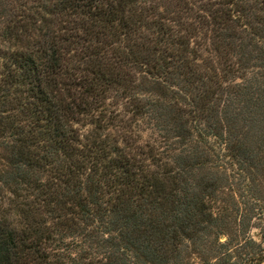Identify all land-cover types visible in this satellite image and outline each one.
<instances>
[{
    "label": "trees",
    "instance_id": "obj_1",
    "mask_svg": "<svg viewBox=\"0 0 264 264\" xmlns=\"http://www.w3.org/2000/svg\"><path fill=\"white\" fill-rule=\"evenodd\" d=\"M262 116L264 0H0V264H261Z\"/></svg>",
    "mask_w": 264,
    "mask_h": 264
},
{
    "label": "rangeland",
    "instance_id": "obj_2",
    "mask_svg": "<svg viewBox=\"0 0 264 264\" xmlns=\"http://www.w3.org/2000/svg\"><path fill=\"white\" fill-rule=\"evenodd\" d=\"M257 110L259 111V108H257ZM262 118L264 119V117L262 116ZM259 124H257V125H255L254 127H253V131L254 132H256V130H254V128L255 129H257L258 127H259V130L260 129H264V125L262 124V122H258ZM251 130V131H252ZM150 133H145V134H143V137L145 138V137H148V135H149ZM262 196H263V198H264V183H263V192H262ZM251 235L254 237V238H256V239H258V235H259V232H258V230H253L252 231V233H251ZM197 264V263H196ZM261 264H264V262H262Z\"/></svg>",
    "mask_w": 264,
    "mask_h": 264
}]
</instances>
